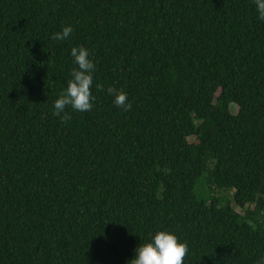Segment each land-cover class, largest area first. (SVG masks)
<instances>
[{"label": "trees", "instance_id": "obj_1", "mask_svg": "<svg viewBox=\"0 0 264 264\" xmlns=\"http://www.w3.org/2000/svg\"><path fill=\"white\" fill-rule=\"evenodd\" d=\"M62 25L69 38L51 39ZM74 46L90 52L95 101L62 121ZM164 228L183 264L264 255L253 0H0V264H127Z\"/></svg>", "mask_w": 264, "mask_h": 264}, {"label": "clouds", "instance_id": "obj_2", "mask_svg": "<svg viewBox=\"0 0 264 264\" xmlns=\"http://www.w3.org/2000/svg\"><path fill=\"white\" fill-rule=\"evenodd\" d=\"M253 3L257 18L264 21V0H253ZM71 32V25H62L60 31L54 32L50 38L64 41L69 38ZM70 56L77 67L70 71V79L67 80L65 89L52 105L54 109L52 114L60 117L62 121L69 119L66 107L77 112H87L91 110L95 101L91 91L95 69L89 50L84 46H74L70 49ZM95 87L99 90L101 85L97 84ZM106 91L117 108L125 112L131 108L126 92L113 87H108ZM186 252V243L174 231L164 228L150 234L146 241H142L135 248L134 256L127 264H183ZM256 264H264V255Z\"/></svg>", "mask_w": 264, "mask_h": 264}, {"label": "rangeland", "instance_id": "obj_3", "mask_svg": "<svg viewBox=\"0 0 264 264\" xmlns=\"http://www.w3.org/2000/svg\"><path fill=\"white\" fill-rule=\"evenodd\" d=\"M216 195H225L228 194L226 190L220 189V190H215ZM239 210V208H237Z\"/></svg>", "mask_w": 264, "mask_h": 264}]
</instances>
